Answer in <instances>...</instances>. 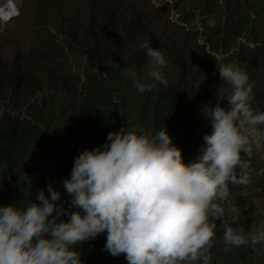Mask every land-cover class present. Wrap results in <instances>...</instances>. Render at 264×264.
<instances>
[{
  "label": "trees",
  "instance_id": "obj_1",
  "mask_svg": "<svg viewBox=\"0 0 264 264\" xmlns=\"http://www.w3.org/2000/svg\"><path fill=\"white\" fill-rule=\"evenodd\" d=\"M218 1L222 5L216 9ZM88 2L87 19L79 21V29L67 32L64 39L66 47H71L70 40L72 46L80 45L99 75H76L63 64V58L33 69L20 53L10 61L0 57V205L24 208L39 203L37 190L44 189L48 195L46 185L52 183L68 207L63 181L70 178L74 157L102 145L107 134L122 125L153 133L166 127L173 143L183 150L184 162L195 160L203 136L211 132L204 109L217 104L229 108L225 97L232 89L198 91L190 80L192 69L219 75L217 65L232 64L248 73L254 96L264 88V76L254 73L264 57V0ZM172 10L175 23L169 21ZM145 41L172 59L177 70L175 84L169 82L165 89L157 82L152 91L144 93L133 86L123 69L134 67L143 75L148 58L139 45ZM50 43L51 38L43 42V53ZM200 49L201 55L196 56ZM241 158L250 163V183H229V200L221 202L222 207L245 189L264 188L263 167L244 153ZM236 171L239 175L240 169ZM212 222L217 243L210 249L211 264H261L260 244L225 250L219 242L223 226L210 218ZM230 226L239 228L240 224ZM105 243L106 234H100L75 245L83 264H127L124 254L110 255Z\"/></svg>",
  "mask_w": 264,
  "mask_h": 264
},
{
  "label": "clouds",
  "instance_id": "obj_2",
  "mask_svg": "<svg viewBox=\"0 0 264 264\" xmlns=\"http://www.w3.org/2000/svg\"><path fill=\"white\" fill-rule=\"evenodd\" d=\"M139 47L148 58L144 74L129 66L123 71L139 93L157 82L166 89L165 55L147 41ZM217 69L232 87L225 97L230 107L204 109L211 132L195 160L184 162L166 127L110 131L102 145L74 157L63 181L68 207L52 183L48 195L37 190L39 203L0 205V264H83L75 245L100 234H106L104 249L124 254L127 264H211L217 240L210 218L223 226L225 250L264 242V230L230 226L236 216L226 219L221 206L229 200V183H250V163L241 153L264 146V111L252 108L254 82L246 71L232 64Z\"/></svg>",
  "mask_w": 264,
  "mask_h": 264
},
{
  "label": "rangeland",
  "instance_id": "obj_3",
  "mask_svg": "<svg viewBox=\"0 0 264 264\" xmlns=\"http://www.w3.org/2000/svg\"><path fill=\"white\" fill-rule=\"evenodd\" d=\"M197 1L202 4L205 0H195V2ZM221 5L222 1H218L215 8H220ZM0 6L1 58L10 61L17 53H20L26 59L27 64H33L31 65L33 69H41L44 65H53L51 60L63 58V64L67 65V68L76 75L81 76L82 74L86 75V73L99 75L95 68L91 67L90 62L87 61L80 45L75 44L72 46L73 40H70L68 45L71 47H66L67 40L64 39L67 32L71 34L76 31L74 28L78 27L79 21L87 19L89 14L88 0H2ZM169 17L171 23L176 22L177 17L173 10ZM59 23L63 26H60ZM50 38L53 43H50L51 45L43 53L41 49L46 47L43 42H47ZM197 39V41L201 40L199 36ZM203 47L204 53H206L208 49L206 44ZM160 51L167 60L164 74L171 84H175L177 82L175 64L165 50ZM201 52L202 49L199 50V53H196V56L201 55ZM43 55L46 57V59L43 58L44 60L42 59ZM178 60H182V58ZM262 61L259 71L254 72L258 73L259 76H264V57ZM146 67L147 65L143 74ZM103 78L105 81V77ZM190 80L198 91L211 88L220 89L221 91L228 88L232 89L231 85L224 82L218 74L206 69L200 68L198 73L192 69ZM257 93L251 102L252 108L253 110L264 111V88L260 93L259 91ZM249 157L264 169V146L260 149L254 148ZM223 208L225 218L230 220L231 216L235 215V222H239V229L244 233L264 230V188L245 189ZM232 208H236L238 214L231 213ZM258 244L261 245V251L263 252L259 261L264 264V242Z\"/></svg>",
  "mask_w": 264,
  "mask_h": 264
},
{
  "label": "bare ground",
  "instance_id": "obj_4",
  "mask_svg": "<svg viewBox=\"0 0 264 264\" xmlns=\"http://www.w3.org/2000/svg\"><path fill=\"white\" fill-rule=\"evenodd\" d=\"M0 1H2V0H0ZM1 7V6H0Z\"/></svg>",
  "mask_w": 264,
  "mask_h": 264
}]
</instances>
